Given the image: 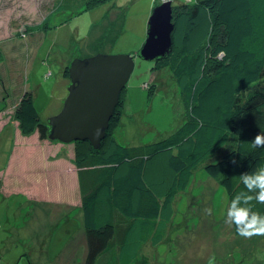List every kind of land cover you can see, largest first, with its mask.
I'll return each instance as SVG.
<instances>
[{
    "label": "rangeland",
    "instance_id": "obj_1",
    "mask_svg": "<svg viewBox=\"0 0 264 264\" xmlns=\"http://www.w3.org/2000/svg\"><path fill=\"white\" fill-rule=\"evenodd\" d=\"M165 1L174 7L199 0H113L87 10L68 0H0V113L10 114L17 95L27 91L34 94L35 109L45 122L60 112L67 96L64 67L74 59L123 54L133 57L134 68L113 131L115 140L139 146L174 132L183 122V108L171 69L152 70L151 62L137 56L152 10ZM204 15L202 11L192 25L198 37L207 26ZM182 20L177 21L173 44L187 30L188 22ZM39 23L38 28L24 31ZM203 40L197 39L195 45ZM15 134L13 124L0 133V264H85L88 247L78 195L71 189L72 164L62 153L44 149L40 155L37 145H27L12 158L15 163L20 158L22 164L15 169L18 190L9 192L15 173H7L6 165ZM164 159L158 161L163 169ZM11 167L12 173L15 167ZM148 172L154 177L153 164ZM64 183L70 193L66 203L41 193L56 189L59 196ZM227 207L224 189L199 170L187 191L168 208L163 239L155 245L142 244L136 234L126 253L147 258L139 264H264V236L245 239L235 234L225 222ZM107 257L109 252L99 256L98 263Z\"/></svg>",
    "mask_w": 264,
    "mask_h": 264
},
{
    "label": "trees",
    "instance_id": "obj_2",
    "mask_svg": "<svg viewBox=\"0 0 264 264\" xmlns=\"http://www.w3.org/2000/svg\"><path fill=\"white\" fill-rule=\"evenodd\" d=\"M68 1L87 10L113 0ZM202 11L208 22L198 37L192 25ZM181 19L188 22L187 30L167 58L151 63L152 70L171 69L179 87L182 124L156 142L119 144L113 131L122 115L124 89L100 148L94 149L88 141L72 143L88 247L85 264L146 261L139 253H126L132 233L142 244L159 243L166 233L163 218L168 208L187 191L199 170L224 189L229 205L244 190L238 177L264 167V147L252 149L249 144L264 133V0H199L191 6H174L173 41ZM197 39L204 40L195 45ZM221 51L226 55L218 57ZM66 70L67 66L62 76L69 84ZM34 102V94L25 91L12 118L20 135L37 133L41 141H50L48 125ZM163 156L165 169L158 162ZM150 164L154 177L148 172ZM253 210L264 215L262 204H255ZM106 252L110 257L98 263Z\"/></svg>",
    "mask_w": 264,
    "mask_h": 264
},
{
    "label": "water",
    "instance_id": "obj_3",
    "mask_svg": "<svg viewBox=\"0 0 264 264\" xmlns=\"http://www.w3.org/2000/svg\"><path fill=\"white\" fill-rule=\"evenodd\" d=\"M174 27L171 2L154 7L138 58L146 62L167 58L173 47ZM133 68L130 55L97 54L74 59L66 70L69 84L62 108L46 121L48 138L64 144L88 141L99 149Z\"/></svg>",
    "mask_w": 264,
    "mask_h": 264
},
{
    "label": "clouds",
    "instance_id": "obj_4",
    "mask_svg": "<svg viewBox=\"0 0 264 264\" xmlns=\"http://www.w3.org/2000/svg\"><path fill=\"white\" fill-rule=\"evenodd\" d=\"M224 55L226 53L223 51L218 53V57ZM249 144L252 149L264 147V133L256 135ZM238 180L244 186V190L239 191L231 199L227 207L225 222L234 225L237 234L245 239L264 236V215L253 210L255 204L264 205V167L242 173ZM208 212L211 214V210Z\"/></svg>",
    "mask_w": 264,
    "mask_h": 264
},
{
    "label": "crops",
    "instance_id": "obj_5",
    "mask_svg": "<svg viewBox=\"0 0 264 264\" xmlns=\"http://www.w3.org/2000/svg\"><path fill=\"white\" fill-rule=\"evenodd\" d=\"M23 94H24V92H21L19 95H17L16 100L14 102H12L10 114L6 113L4 115L3 112L0 113V133L4 130V127L9 126L10 124H13V128H15V130H16V134H15L16 140L13 142V148L10 152V157L8 158L7 165H6L7 166V170H6L7 173L14 174L15 169L17 171L18 169L21 168L22 162H20V158H19L18 162L16 161V163L12 161V158L18 152L17 150H19V152H21V150L27 148V145H31L32 143L34 144V146L37 145L38 152L40 153V155H42L41 152L44 149H47V151H49V150L53 151L54 150L53 152L55 154L56 153H62V155L64 157H66L67 160H69L68 161V162H70L69 164H72L71 167L73 168V173H75V175H74L75 184H73L74 187H72L71 189H74L75 193L78 195V200H79V190H78L76 169H75V166L73 165V163H71L72 159H73V144L72 143L64 144V143H60V142L56 143V142H52V141H48V140H42L43 141V143H42V142H39V140L37 139V138H39V137H37V133H34L28 137H23L20 135L19 130L17 129V123L12 118V114L14 111L13 109H15L16 105L18 104V102H19V100ZM27 138H30L31 141H29ZM57 144H59V145H57ZM46 146H47V148H46ZM57 146H60V147H57ZM55 148H57V149L55 150ZM22 154L23 153H21L20 156ZM11 165H12V167H11ZM9 167H11V168L15 167L13 169L12 173L9 172ZM67 170L71 171V169H69L68 167H67ZM63 179H65V178L63 177ZM19 180H20V177L17 178V175L15 173L14 178L11 181H9V192L12 191V193L15 194V192L18 190L17 185H18ZM67 189H68L67 184L64 183V184H60V189L58 190L59 196H57V190L56 189L53 190L52 192L45 191L43 189L41 191V193H43L45 196H47V195L55 196V197H52L51 200H54L56 202L66 203V201H69V194H70L69 190H67ZM78 212L80 213L79 202H78ZM82 223H83V221H82ZM131 239L132 240L135 239L134 235L131 236Z\"/></svg>",
    "mask_w": 264,
    "mask_h": 264
}]
</instances>
